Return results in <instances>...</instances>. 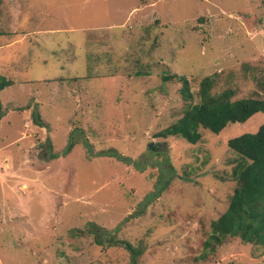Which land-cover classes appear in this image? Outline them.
Wrapping results in <instances>:
<instances>
[{
    "label": "rangeland",
    "instance_id": "obj_1",
    "mask_svg": "<svg viewBox=\"0 0 264 264\" xmlns=\"http://www.w3.org/2000/svg\"><path fill=\"white\" fill-rule=\"evenodd\" d=\"M0 75V264H130L109 237L138 264H264L237 239L195 261L235 186L227 141L264 112L156 137L186 109L179 77L194 102L207 76L264 99V0H0Z\"/></svg>",
    "mask_w": 264,
    "mask_h": 264
},
{
    "label": "trees",
    "instance_id": "obj_2",
    "mask_svg": "<svg viewBox=\"0 0 264 264\" xmlns=\"http://www.w3.org/2000/svg\"><path fill=\"white\" fill-rule=\"evenodd\" d=\"M173 77H163L162 80H171ZM214 78L207 76L200 81L196 102L188 80L178 78L181 82L180 96L187 103L186 109L178 120L156 134V137H181L189 144H196L201 138L199 129L219 134L228 124L245 123L253 115L264 112V99L245 97L233 100L235 93L230 88L214 91ZM13 84V81L0 75V92ZM31 120L36 126H45L34 111L31 112ZM227 147L239 158L232 170L235 186L226 210L211 221L209 235L202 243L203 253L195 258L196 262L204 261L221 245L234 239L264 251V124L255 133L229 139ZM95 230L101 231L89 223L87 232L96 237ZM106 241L107 246H123L130 254V264H138L143 252L141 244L134 247L114 237L106 238ZM95 242L99 245L104 243L98 239Z\"/></svg>",
    "mask_w": 264,
    "mask_h": 264
},
{
    "label": "crops",
    "instance_id": "obj_3",
    "mask_svg": "<svg viewBox=\"0 0 264 264\" xmlns=\"http://www.w3.org/2000/svg\"><path fill=\"white\" fill-rule=\"evenodd\" d=\"M5 78H6V77H5ZM6 79H10V78H6ZM10 80H11V81H13L12 79H10ZM13 83H14L13 85H15V84H16V82H15V81H13ZM13 85H12V86H13Z\"/></svg>",
    "mask_w": 264,
    "mask_h": 264
}]
</instances>
